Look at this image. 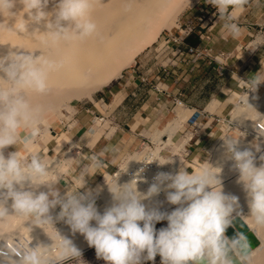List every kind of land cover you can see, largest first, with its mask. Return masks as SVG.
<instances>
[{"label":"clouds","instance_id":"obj_1","mask_svg":"<svg viewBox=\"0 0 264 264\" xmlns=\"http://www.w3.org/2000/svg\"><path fill=\"white\" fill-rule=\"evenodd\" d=\"M207 3L223 21L222 34L238 39L242 31L238 18L249 0H207ZM48 4L49 0H0V34L43 35L41 44L46 48L59 42L85 40L96 33L97 26L90 18L93 0H56L52 11H45ZM17 5L21 6L20 11L15 10ZM30 24H43L46 31L36 27L29 32ZM17 49L0 56V223L13 219L30 222L42 229L52 227L55 235L49 236L51 244L35 246L20 243L8 248L5 241L0 247V264H65L72 259L79 262L81 251L53 226L50 210L57 206L60 211L55 219L63 220L74 234H82L88 245L94 247L97 258L106 264H142L154 261L157 255L161 264H233L231 254L241 264H253L254 253L249 250L246 236L238 234L232 240L225 236L233 214L241 213L238 197L226 195L222 190L221 167L206 164L191 173L185 167L175 174L161 172L146 194L137 190L136 179L123 185L117 179L106 182L112 204L101 214L92 190L86 188L85 178L103 167L102 152L88 157L89 163L76 181L79 187L61 195L54 187L59 182L58 176L53 179L48 162L31 151L47 135L48 109L34 105L30 94L46 95L50 90L49 74L59 70L62 62L45 56L43 49L39 56L33 55L35 50ZM261 82L264 74L259 72L245 83L247 89L255 91ZM241 107L245 114L247 109H254L248 95L237 104L238 109ZM221 139L225 155L234 162L238 183H242L247 195L250 210L247 218L255 230L264 231V155L259 157L262 163L257 166L252 151L239 149V138ZM18 144L29 155L15 150L5 156L6 148H16ZM147 159L160 165L171 162L162 163L157 153ZM133 160L138 161L130 159L128 163ZM41 186L48 190L38 191ZM162 186L167 201L177 206L170 213L148 209L142 202L159 194ZM164 220L167 226L157 231L156 224Z\"/></svg>","mask_w":264,"mask_h":264},{"label":"bare ground","instance_id":"obj_2","mask_svg":"<svg viewBox=\"0 0 264 264\" xmlns=\"http://www.w3.org/2000/svg\"><path fill=\"white\" fill-rule=\"evenodd\" d=\"M55 3L56 0H49V4L46 7L45 11H52V9L55 7ZM186 5H189L188 0H93V9L91 11L90 18L97 26V31L93 36L85 40L74 39L67 42H59L54 45L50 44L45 48L41 44V41L44 39L43 35L25 36L22 34L16 35L5 32L0 34V56L7 55L10 49L12 51H18L17 48L24 49L19 51L35 50L33 55L39 56L41 54L40 50L43 49V54L45 56L58 62H62V67H60L59 70L53 71L49 74V92L43 96L30 94V100L34 105H43L46 108L48 106H55L59 108V106L67 99H82L85 97H90L92 93L102 89L105 86L110 85L115 80L119 79L123 71L135 62L136 57L143 50L153 45L157 41L164 28L170 29L172 25L175 24V18L178 17V13L181 12V10L184 9ZM190 5H192V1ZM15 10L20 11L21 6L17 5V8ZM24 18L27 19L26 14ZM10 23L12 22L10 21ZM186 23L191 24V22ZM36 27H39L41 32L46 31L43 24L39 26L30 24L29 32H31ZM164 45L165 43H162V45L159 46V49L161 48V46L163 48ZM248 100L254 109H247L245 114L242 107L241 109L236 108L232 115L234 117L233 121L241 122L247 128V135L250 139L249 142H247L248 140L245 142L240 141L239 139V149H248L252 151L254 156L256 157V164L257 166H259L262 163L259 157L261 155H264V132L259 130L258 128L259 125L264 128V99L260 100L257 98V96H252V98H249ZM102 101L104 102V100ZM213 106H211V108ZM192 112L193 111L190 110L186 111L185 113H179L180 117H178V120L176 122H173L171 125H168L169 127H167V129L163 133L160 132L158 139H161V141L155 142L153 140L155 144L153 150L148 152L146 150L142 151L141 154H144L143 158L140 159L139 162L133 160L132 164H135V166L141 165L142 161H144L148 156H150L152 153H157L161 158L162 163L171 161L169 163H165L164 165H160L158 162H155L158 166H162L167 171V173L175 174L176 169L180 168V166H182L184 162H186L184 163V167L187 171L193 170L191 164L188 163L186 159H184L185 152L188 151L189 154V150H186L185 147L189 146L190 141L192 140V136L188 134L185 138H182V142L175 148H172V145L169 143L174 141L175 136L177 135V130L180 127L184 126L183 123L187 120L188 117H190L189 115L194 114V112ZM206 116L207 114H205V117ZM104 119V116L96 115L95 125L99 127L100 123L104 121ZM222 122H224V120H222ZM48 128H51L50 125H48ZM53 133L56 134L53 135V137L54 139H57L56 149L58 153H60L64 146L62 141L65 138L63 139V137L59 136L60 134H57V132ZM166 134H168L169 139L167 138ZM99 137L97 138V135H95L92 139H94L95 142L97 139H99ZM197 139L200 140V138ZM156 143L158 144L157 146ZM157 147H159L158 152L156 150ZM168 147L172 148V152L169 151L172 153V156L170 158H165L162 155V150ZM222 147H224V144L222 145ZM68 155V151H64L61 157H71ZM136 156L139 157V155ZM61 157H56L55 161L49 164L50 168L54 167V164H60L59 161ZM137 157L135 158L136 160H138ZM71 158L73 159V157ZM215 159H217V157ZM220 159L221 158H219V160ZM222 161L224 162V160ZM69 163H71V161ZM211 165L214 166L213 162L211 163ZM122 170L125 172L127 168ZM130 170H132V168H129L127 173H120L116 176L114 172V177L112 179L108 176L110 178V181L108 183H111L116 179L117 182L121 185L132 181L135 178L128 176V172ZM231 170L235 172L233 168ZM61 172H64V170L62 171L61 169ZM236 172L238 173V171ZM226 174H228V171ZM231 175H233V172L230 174V176ZM55 176L57 177V174ZM87 178L88 177H86L85 179ZM235 181L236 180H234V182L232 181V185H234L233 183H236V185L239 186L238 187L235 185L236 188H240L241 184H237L238 180L237 182ZM97 185L98 186H96V192H98V196L94 198L95 206L97 207V210L101 214H103L104 210L107 207L111 206L112 196L108 190L107 183H100ZM227 185L225 186L228 188H224V186L222 185L226 191V193H224L230 194L227 189L229 190V188H231L232 190L230 189L229 191L237 196V192L235 191V193L237 194L236 195L232 191H238V189H233L234 186H230L231 184ZM61 186L62 183L58 182L54 187L59 190V188L61 189ZM150 187L151 185L145 186L142 183L137 182V190L142 194H146ZM241 187H243V185ZM242 189L243 188H240L239 190L241 195L238 196V199L240 201H244L245 204H242L243 206H240V208L241 210L243 209L242 211H244L242 212V214L244 215L245 220L252 227L250 220L247 218L250 214L247 195L244 189ZM47 190L48 189L45 186H41L40 189H38V191ZM242 198L243 200H241ZM142 202L145 204L146 208H157L159 211L165 209L167 206H171V204L166 199V191L164 190V186H162V190L159 192V194L149 197ZM241 203H239V205H241ZM10 205L11 201L8 202L9 212L11 214L12 210L10 208ZM169 212L170 211H168L167 213ZM92 223L93 225L95 224L94 221ZM63 224V230L59 231L63 233V235H67L66 233H64L66 232L65 230H68L70 232L71 228L65 222ZM38 228H40V231ZM52 229V227L48 226L42 229L37 225H32L30 222H22L16 219H13L8 223H0V247L4 245L5 241L8 248H12L16 244L20 243H28L30 244V246H35L38 243L51 244L52 241L50 240L49 236L55 234ZM258 233L264 243V231H258ZM69 235L70 237L68 239H70L79 250L83 249L86 246L89 247L82 234L78 232L74 234L71 230ZM15 236H17L18 239L14 238ZM263 245L253 252L251 251L252 253H254L253 264H264Z\"/></svg>","mask_w":264,"mask_h":264},{"label":"crops","instance_id":"obj_3","mask_svg":"<svg viewBox=\"0 0 264 264\" xmlns=\"http://www.w3.org/2000/svg\"><path fill=\"white\" fill-rule=\"evenodd\" d=\"M207 4V0H205V2L200 3L199 7L195 10L193 8V10L187 12L185 17L198 21L199 18L204 17L205 19L203 18V20L199 22L202 24L201 27L203 31L206 30L203 29L206 26H211V45L214 51L216 53L221 51L233 54L230 60H222V65L216 61L210 63L204 60L200 62L199 67L194 72L190 71L188 65L179 64L171 69L172 74L170 79L168 83L163 86L166 91L157 92L152 89L150 85L142 82V76L149 74L147 73V69L152 65V58L147 60H145L144 57L141 58L139 62H137L139 64L141 63L138 73L133 74L132 70L127 72L122 80L115 86V90L108 89L103 91L100 96L98 104H101V102L104 104L103 108L105 112H99V114L104 115L106 117L104 122H108L111 126L104 128L100 138L93 143H91L90 139L96 132L94 130L95 115H93L96 113L91 108H87L90 110L89 112L87 109L78 111L76 116L78 125L75 130V134L78 136V143L85 149L88 157L92 154H100L103 152L101 159L106 166L103 165L101 170L115 172L123 163L126 156L132 154L139 155L137 153L141 155L143 149L142 143L145 139L153 141L151 137L155 129L167 125L170 121L174 120V118L178 120L181 113L190 110L196 112L199 110L207 114L202 120L203 127L199 131V135L201 136L200 143L203 142V147H199L200 143L193 145L189 149V156L186 159L187 162L191 164L193 170L207 163L211 165L213 162L215 167L222 168L220 173L222 177H220V179L224 188L229 187L227 184H231L230 186H234L233 189H238V191L240 188H243L241 187L242 183L237 182L239 173L232 167L234 162L227 159L225 155L226 149L222 147L224 141L218 139L221 142H219L220 147L218 146V149L215 148L216 150L214 149L212 152L208 146L211 145L209 141L212 139V135H215L216 131L214 130L213 116H222L228 113L235 105L233 98H236L238 88L242 87L240 80H243L244 77V70H246L244 66L247 65L249 66L248 69L255 71L258 66L256 65L255 68H252V64L254 65L256 63L255 60L257 58H264V0H249L245 12L238 18V24L242 30L238 39H232L231 37L226 38L225 35L222 34L223 21L219 20L216 9L213 7L211 8ZM221 66L224 67V71L220 70ZM155 76L156 74L154 72L150 73V80L154 81ZM236 77L239 79H236ZM179 92L182 93L185 107L174 106L173 97ZM104 96H107L110 101L105 102ZM102 100H104V102ZM211 106L213 107L211 108ZM94 108L98 110L96 105H94ZM192 115L193 114H190L189 116L191 117ZM190 117H188L187 120ZM187 120L183 124L184 127L187 125ZM242 135L243 136H238L236 133H228L226 136L239 138L240 141H250L247 134ZM44 146L45 144H40L37 153H45ZM216 157L217 159H215ZM218 157L221 159L219 160ZM222 160H224V162ZM184 163L180 168L184 167ZM218 164L222 165L219 166ZM231 167L235 172L231 170ZM180 168H177L175 172H178ZM193 170L188 172L191 173ZM226 170L228 174H226ZM230 171L233 172L231 176L230 174L232 172ZM93 177L94 173L88 176L86 179V186L92 182ZM234 180H236L235 182H237V184H241L240 188H236V186H238L236 183L232 185V181L234 182ZM78 186L75 185L72 189L75 188L76 190ZM223 186L222 190L226 193ZM230 189L231 188H229V190ZM229 190L227 189L230 194L227 193L226 195H234ZM238 191H232L237 195L236 197L241 195L240 191ZM241 200H243V198ZM238 202H243L240 206L245 204L244 201H240L239 199ZM176 207V205L167 206L165 209L161 210V212H171ZM242 210L241 208L239 209L241 215H236L234 213L233 216H240L248 226V232L244 236H246L248 247L253 252L262 246L263 241L258 231L247 223L242 214L244 211ZM59 211H57L55 217L58 215ZM166 226L167 221L164 220L158 222L155 227L158 231ZM80 251L82 255L79 262L76 259H72L66 261L65 264H106L103 259L97 258L94 247L86 246ZM142 264H161V258L157 255L154 261H143Z\"/></svg>","mask_w":264,"mask_h":264},{"label":"rangeland","instance_id":"obj_4","mask_svg":"<svg viewBox=\"0 0 264 264\" xmlns=\"http://www.w3.org/2000/svg\"><path fill=\"white\" fill-rule=\"evenodd\" d=\"M191 1H192V5H186L184 7V9H182L181 12H179L180 14L178 13V17H176L175 18L176 21H174V23L176 25L173 24L172 27H171L172 29L171 28L170 29L169 28L168 29L164 28L162 33L160 34L159 38L157 39V41L153 45H151V46L147 47L145 50H143L136 57L135 62L132 63L130 67L126 68L123 71V73H122V75L120 76L119 79L115 80L110 85L105 86L102 89L92 93L90 97H85V98H82V99H78V98H71L70 100L67 99L61 105L59 104L60 106L57 105V106H59V108L55 107V106L54 107L53 106L52 107L51 106L47 107L48 112H47L46 117H45L46 125L47 124L50 125L51 128H48V125H47V129H48L47 135L44 137L43 140L36 142L32 146L31 151L37 152L39 150L40 144H45V146H44L45 153L40 152L38 154L40 155V157L42 159H45L48 162V164H51L53 161H55L56 157H58V156L61 157L62 153L64 151H68V153H69L68 156L73 157V159H72L71 157L68 158L66 156H63V157L60 158V161H59L60 164H54L53 165L54 167H51L52 171L54 173L53 179L57 178L55 176L57 174V176L59 178V182L62 183L61 189L59 188V191H60L61 195H63L67 190H69V191H74L75 190V188L74 189H72V188L75 185L78 186L76 181L79 179L84 167L89 163L88 154L85 151V149L81 146V144L78 143V136L75 134V130L77 129V125H78L77 117H76L78 111H81L82 109H86V108H91V109H93V111H95V113L97 115L104 116L102 114L101 115L99 114V112H101V113L105 112L104 108H103L104 104L103 103L98 104L99 101H100L99 100L100 96L102 95L103 91H106L108 89H114L115 90V86L122 80L123 76L127 72H129V71H131L133 69H136L137 71H139L140 68H138L139 64L137 62H139V60L141 58H143L144 55H146L148 52L151 53L150 57L152 58V54L154 56V53H153L154 49L157 48L158 46L162 45V40H161L162 37L164 35L168 34L169 32H171V33L178 32V28H179V25L181 23L191 22V24H194V26L198 27L200 22L198 20H193L192 21V19L185 17V14L187 12H189L190 10H193V8L195 10L197 7H199L200 3L205 2V0H191ZM210 7L212 8L211 5H210ZM161 48H162V46H161ZM166 52H164V53L161 52V54L159 55L158 59L156 61L154 59H151L152 60L151 62L152 63L153 62L154 63L158 62V64L163 63L166 60V58H165ZM255 61H256V63L254 65L252 64V68H255L256 65L258 66L256 68L257 70L255 69V71H252L251 69H248L249 66H247V65L244 66V67H246V70H244L243 80H240V83L242 84V87L238 88L237 96H236V98L235 97L233 98V100L235 102V105L233 106L234 108L232 107L229 110L230 113L228 112V113H225L222 116H219V119L224 120V122H221V123L218 122L217 121L218 118L213 119L214 130H216V131H215V135H212L213 137L209 141V142H211V145L208 146V147H209V149H211V151H213L216 147L219 146V142H220L221 138L225 137L226 134H228V133H236V135H238V136L239 135L243 136L242 134H245V133L247 134L248 133V131H246L247 128L241 122L233 121L234 117H233L232 113L237 108L236 106L239 103V101L241 100V98H246V95H248V99L252 98V96L253 97L257 96V98L260 99V100L264 99V82L259 83L257 85L255 91L247 89L249 86L245 83L246 81L251 79L252 76H254L255 74H257L259 72L261 74H264V58L260 57V58H257ZM246 73H248V74H246ZM236 79H239V78L236 77ZM104 99H105V102L110 101L107 96H104ZM94 105L97 106V109L99 111L96 110V108H94ZM54 108H56V109H54ZM96 114H93V115H95V117H96ZM256 117H258V116H256ZM104 118L106 119L105 116H104ZM105 119H104V121H105ZM104 121H102L100 123L99 127H97L95 125V129L94 130L96 132L91 137V141H92L91 143L94 142V139H92V138H94L95 135H97V138H98L99 134L101 136L102 130L104 128H107V127L111 126L108 122H104ZM176 121H177V118H174V120L170 121V123H168L167 125H164L163 127L155 129V131L152 133L151 139H153L155 142L161 141V139H158V136H159L160 132L163 133L167 129V127H169L168 125H171L173 122H176ZM227 125H229V126H227ZM186 127H187V125H186ZM184 128H185L184 126L180 127L177 130V133H176L177 135L175 136L174 141L173 142H169L172 145L171 146L172 148L177 147L182 142V138H184L183 134H182ZM53 132H57V134H60L59 136L63 137V139L65 138L62 141L64 146H63V149H62V151L60 153H58V151L56 149V145H57V141L56 140L57 139H54L53 135H56V134H54ZM166 135H167V138L169 139L168 134H166ZM241 136H240V138H241ZM164 137H166V136H164ZM197 138H201V136L199 135ZM218 139H220V140H218ZM253 141H255V140H253ZM71 142H72L73 145L71 144ZM157 145L158 144L156 143V146ZM171 147H168L165 151H163L162 154L164 156L165 155L169 156L170 155L169 151L172 152V148ZM199 147H203V142L200 143ZM158 148L159 147H157V149H156L157 152L159 151ZM216 149H218V148H216ZM15 150L20 151L21 155H23V156L29 155V153L24 150L23 145L22 144H18L16 146V148L14 146H10V147L6 148L4 150L5 156H7L9 152H12V151H15ZM144 150L145 149H142V151H144ZM138 154H139V157H137L136 154L128 155V156L125 157V159L123 160V163L120 165V168H122V169H126L127 168V170L125 172L123 171L121 173H127L129 168H133L135 166V164H132L133 161H130L128 163V161L130 159H135L137 157L138 161H139L140 159L143 158L144 154L143 155L142 154L140 155V153H138ZM70 161H71V163H69ZM125 164H126V167H125ZM56 168L57 169L59 168L58 171H57ZM61 169H62V171L64 170V172H61ZM113 173L114 172H111V171H106V170H103V169L101 170V168L98 169L94 173V177H93L92 182L88 186H86V188L92 190L94 198H96L98 196V192H96V186H98L97 184H100V183L106 184V182L108 183L110 181V178L112 179L114 177ZM118 174H120V173H118ZM81 191L83 192V191H85V189H81ZM59 210H60L59 206H57L56 208L50 210V215H52V217L54 219V225L53 226L62 236L66 237V238H69L70 237L69 234H70L71 230H70V232L68 230H65L66 232H64V233H66L68 236L65 235V234L63 235V233H61L60 231L63 230L64 221L55 219L56 218L55 215H56L57 211H59ZM35 229H36V227H35ZM38 229L40 231V228H38ZM53 232H54V230H53ZM54 235L55 234H53L52 236H54ZM14 238L18 239L17 236H15Z\"/></svg>","mask_w":264,"mask_h":264},{"label":"built area","instance_id":"obj_5","mask_svg":"<svg viewBox=\"0 0 264 264\" xmlns=\"http://www.w3.org/2000/svg\"><path fill=\"white\" fill-rule=\"evenodd\" d=\"M210 6V4H207ZM204 18V17H203ZM203 18H199V21H202ZM205 19V18H204ZM193 21V20H192ZM202 24H199L198 27L194 26V24L190 23H181L178 29V32L171 33L164 35L162 37V43H165L164 47L159 49V46L154 49V56L152 54V59L155 61L158 59L161 52H166L165 58L166 60L158 64V62H153L152 65L147 69V73H155V79L150 80L149 74L142 76V82L150 85L152 89L157 92H163L166 89L163 87L165 86L172 74L171 69L176 67L179 64H186L189 66L191 72H194L200 65L201 61H208L212 63L213 61L218 62L222 65L223 61H228L233 57V54L226 53V52H215L214 48L211 45L212 36L210 34L211 26H206L202 30ZM196 40V44L189 43V40ZM151 53L148 52L144 55L145 60L151 59ZM141 62V61H140ZM139 64V63H138ZM141 64V63H140ZM139 64V66H141ZM139 68V67H138ZM221 71H224V67H220ZM133 74L138 73L136 69L132 70ZM173 103L175 107L178 106H185V102L182 96V93L179 92L177 95L173 97ZM87 109V108H86ZM89 112V110L87 109ZM214 119L218 118V122H222V119H219V116H213ZM205 118L204 111H196L194 114L188 119L187 127L184 128L182 134L185 138L188 134L192 136V140L190 141L189 146H186L185 149L189 150L193 145L198 144L200 142L197 137L199 136V131L202 128V120ZM259 130L264 132V128L262 126H258ZM152 146H151V145ZM193 144V145H192ZM143 149L147 152L152 151L155 144L152 140L145 139L142 143ZM167 149V148H166ZM166 149L162 150L165 151ZM152 153V152H151ZM150 153V154H151ZM163 155V154H162ZM164 156V155H163ZM172 153L170 152L169 156H164L165 158H170ZM189 156L188 151L185 152L184 159H187ZM141 165L135 166L128 172V176L133 177L136 179L137 182L142 183L143 185H152L155 182V177L157 174L167 171L162 167L158 166L155 161L151 162L149 159H145ZM106 166L105 164H103ZM123 172L122 168L118 167L115 171V176L118 173Z\"/></svg>","mask_w":264,"mask_h":264},{"label":"water","instance_id":"obj_6","mask_svg":"<svg viewBox=\"0 0 264 264\" xmlns=\"http://www.w3.org/2000/svg\"><path fill=\"white\" fill-rule=\"evenodd\" d=\"M247 232H248V226L245 224V222L240 216H236L232 220V223L226 228L225 236L229 240H232L237 238L238 234L245 235ZM231 255H232L233 264H241L239 259L234 254Z\"/></svg>","mask_w":264,"mask_h":264},{"label":"trees","instance_id":"obj_7","mask_svg":"<svg viewBox=\"0 0 264 264\" xmlns=\"http://www.w3.org/2000/svg\"><path fill=\"white\" fill-rule=\"evenodd\" d=\"M189 43L196 44V43H197V41H196V40H193V39H191V40H189Z\"/></svg>","mask_w":264,"mask_h":264}]
</instances>
